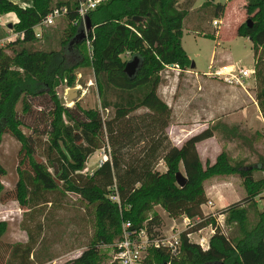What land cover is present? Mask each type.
<instances>
[{"label":"trees","instance_id":"obj_1","mask_svg":"<svg viewBox=\"0 0 264 264\" xmlns=\"http://www.w3.org/2000/svg\"><path fill=\"white\" fill-rule=\"evenodd\" d=\"M193 1L101 0L86 11L90 28L79 38V20L68 26L77 18V0H29L24 5L0 0V14L13 12L16 20L10 27L22 32L21 37L0 46V134L6 132L19 143L13 197L20 206H27L30 201L47 200L40 194L59 190L73 192L92 204L91 242L68 264H99L94 243L112 242L124 220L129 221L130 229L144 225L148 231L154 230L161 224L159 214L152 209L154 204L168 216L185 214L193 221L180 231L177 254L149 248L145 264H264V205L258 208L255 201L264 188V178L252 175L254 169L264 170V155L247 162L231 159L220 150L211 163L202 165L195 147L197 141L217 135L227 141L237 139V145L254 150V131L216 118L176 145L164 130L170 107L156 91L159 70L165 64L175 63L179 69L190 64L180 38L182 21ZM62 5L65 35L58 38V48L46 47L51 30H42L39 39L33 25L52 7ZM242 5L250 25H237L235 32L251 42L256 84L253 98L264 119V0H245ZM223 8L220 1L204 0L197 12L201 19L210 20ZM86 39L90 57L79 48ZM125 50L140 57L132 75L122 69L126 59L120 53ZM85 61L92 68L98 107H83L77 101L66 105L54 88L64 78L69 81L68 71ZM38 95L44 101L34 108L32 99ZM17 101L19 110L15 108ZM140 107L144 111L136 113ZM99 108L107 113L103 116ZM34 116L43 119L38 128L28 120ZM38 133L45 136L39 154L35 149ZM103 134L108 156L90 173L82 172L86 157L103 146ZM138 143L137 151L124 153V148ZM158 159L165 165L162 171L154 167ZM176 170L186 177L181 186L174 179ZM3 173L0 164V176ZM223 173L238 174L244 188L240 199L216 210L223 213L226 233L213 215L200 208L206 200L202 180ZM110 193L118 200L110 199ZM206 224L214 229L208 246L202 249L188 240L185 232ZM3 229L0 220V234Z\"/></svg>","mask_w":264,"mask_h":264},{"label":"rangeland","instance_id":"obj_2","mask_svg":"<svg viewBox=\"0 0 264 264\" xmlns=\"http://www.w3.org/2000/svg\"><path fill=\"white\" fill-rule=\"evenodd\" d=\"M12 1L20 5L22 2L29 3V0ZM202 1L204 0H194L182 21L180 42L190 60L194 62L193 68L200 73L208 68L211 70L216 64L222 62H237L243 66H250L253 59L251 42L247 36L235 32L237 25L246 23V18H250L242 5L245 0H210L224 3L223 11L215 17L219 19L216 26L211 24V19L199 17L197 8ZM0 16L7 22L13 18L11 14H0ZM73 23V21L68 22V26ZM66 26V19L60 15L55 17L52 23L34 24L33 30L40 33L42 30L46 32L51 30V36L45 45L58 48V38L65 35L64 28ZM7 33L12 36L0 41V46H3L12 37L18 36L7 24H0V40ZM36 37L41 39L40 35ZM79 48L90 57L88 39ZM4 50L8 51V48H4ZM226 54H229L230 57H225ZM130 55L131 52L128 50L120 53L122 59H128ZM209 59L213 60V67L207 66ZM184 69L176 68L173 64L163 65L159 70V82L156 87L157 93L170 107V119L164 130L171 143L180 144L184 139L182 138L184 134L197 127L195 123L198 120L210 122L218 117L223 119L222 121L227 120V123H230V120H234V115L240 106L249 99L254 100V90L256 89L254 76L247 77L243 82L245 88H242L237 84L225 83L212 73H197V75L191 76L186 70L189 69V66ZM68 73L69 81L64 78L54 88L60 100L66 105L77 101L83 107H98L99 98L89 61L72 67ZM69 88H73V92H75V94L72 93L70 100L66 99ZM43 99L42 95L33 98V107L42 106ZM218 103L222 105L217 106ZM15 108L20 109L19 101L16 102ZM142 111H144L143 107L135 110L136 113ZM245 111L253 114L251 116L254 122L252 126L243 125V127L250 132L254 131L251 139L254 150L237 145V139L227 141L214 135V138L197 145V153L202 165L205 161L211 163L220 150L225 151L231 159L244 158L247 162H254L258 154L264 155V124L251 102L246 104ZM100 112L103 116L107 113L106 110L101 109ZM28 120L37 128L43 121L38 116L29 117ZM240 125L242 124L240 123ZM22 129L27 130L24 126ZM34 132H31L32 135ZM38 134L35 149L39 154V150L44 145L45 136L42 133ZM103 139V146L96 148L86 157L81 168L82 172L90 173L108 156L109 147L105 142L104 134ZM139 145L140 143L136 144L134 148H124V153L137 151ZM18 146V141L10 134L6 132L0 134V164L4 168V173L0 176V220L4 222V229L0 234V264H68L70 259L77 256L91 242L92 204L86 203L73 192L52 190L40 194L47 200L38 199L30 201L27 206H20L12 192L18 175ZM154 167L162 171L165 165L161 159H158ZM252 175L254 178H264V170L254 169ZM202 187L204 193L208 195L206 200L200 204L202 211L217 212L216 210L240 199L244 194L241 178L236 173L209 175L202 180ZM207 200L211 201L210 205L207 204ZM255 201L258 208L264 205V188L259 195L255 196ZM152 209L159 214L163 227L167 228L171 224H175L176 227L182 226L179 215L168 216L158 204H154ZM219 228L225 233L228 231V226L223 222ZM190 237L194 238L195 233H192ZM94 248L99 264L111 262L113 257L111 242H95Z\"/></svg>","mask_w":264,"mask_h":264},{"label":"built area","instance_id":"obj_3","mask_svg":"<svg viewBox=\"0 0 264 264\" xmlns=\"http://www.w3.org/2000/svg\"><path fill=\"white\" fill-rule=\"evenodd\" d=\"M101 0H79L77 2V18L74 19V23L78 20H82L83 14L86 13L88 9L93 8ZM24 5V4H22ZM65 12V6L52 7L45 16L36 24L52 23L55 17L63 15ZM219 19L212 18L211 24L217 25ZM0 24H7V21L3 20L0 16ZM34 31L35 36H39V31ZM18 37L22 36V32L17 33ZM171 65V64H170ZM176 68H179L177 64H173ZM208 67H213L208 65ZM214 74L218 78H221L225 83L237 84L242 88H245L244 81L247 77L253 76L254 67L249 68L243 66L237 62L230 64L225 67L208 68L203 74ZM109 198L112 200H118L115 193H110ZM207 204L210 205L211 201L207 200ZM210 213L215 218V223L218 226H222V212H215L213 210L203 211V213ZM181 227L174 226L171 224L169 227L165 228L160 224L158 227H154V230L148 231L144 225L137 228H129V221L124 220L120 225V234L118 237L114 238L111 242L112 247V262L113 264H145L143 258L148 254L149 248L160 247L165 248L169 253L175 255L179 249V234L180 231L184 230L193 218H189L185 214H179ZM205 228V231L202 230ZM214 227L211 224H206L200 226L196 229H192L185 232V236L188 240L195 242L200 248L204 249L208 246V239L213 232ZM195 233V237L191 238V234Z\"/></svg>","mask_w":264,"mask_h":264},{"label":"crops","instance_id":"obj_4","mask_svg":"<svg viewBox=\"0 0 264 264\" xmlns=\"http://www.w3.org/2000/svg\"><path fill=\"white\" fill-rule=\"evenodd\" d=\"M22 4H29L28 2H22ZM5 15H12L13 16V18L11 19V20H9V22H7V23H12L13 21H15L16 20V18H15V15H14V13L13 12H11V11H9V12H6V13H4ZM18 32H14V34H17ZM12 35H10V33H7L3 38H1V42L3 41V40H6L7 38H9V37H11ZM13 38V37H12ZM11 38V39H12ZM225 57H230L229 56V54H226V56ZM213 60L212 59H209V61H208V64H207V66L208 65H210L211 64V66H214L213 64ZM232 62H222V63H219V64H216L215 66H214V68H217V67H225V68H227V66H229L230 64H231ZM253 59H252V64L250 65V66H246V67H249V68H252L253 69ZM194 62H193V66L192 67H190L189 66V69H186V70H188V72H189V74H191V76H195V74L197 75V73H198V71H196L194 68ZM185 70V69H184ZM206 71V70H205ZM205 71H202V72H200V73H198V74H203V72H205ZM193 74V75H192ZM248 102H251L254 106H255V108H256V110H257V112H258V115L260 116V118H261V122H262V124H264V119L261 117V115H260V112H259V109H258V106H257V104H256V102L254 101V100H252L251 101V99H249L247 102H245L242 106H240V108L237 110V113L234 115V120H230V123L231 122H235V123H241L242 125L241 126H243V125H245L246 127H250V126H252V123H254L253 122V120H252V118H251V116L253 115L252 113H249V112H246L245 111V106H246V104L248 103ZM219 105H222L221 103H218V105L217 106H219ZM218 118V117H217ZM221 120H223V119H221ZM225 120V119H224ZM212 121H199L198 120V122H196L195 124L197 125V127L195 128V129H193V130H190V131H187L185 134H184V136L182 137V138H186L187 136H189L190 134H192V133H195V132H197L198 130H200V129H202L203 127H205V126H207L208 124H210ZM225 122H228L227 120H225ZM182 124H185V123H182ZM182 124H180V125H182ZM212 138H214V135H212V136H210V137H207V138H204V139H202V140H199V141H197L196 143H195V147H196V150H197V145L200 143V142H204V141H206V140H209V139H212ZM176 145H180L179 143L178 144H176ZM198 151V150H197ZM199 156V155H198ZM200 158V157H199ZM205 196H208L206 193H205Z\"/></svg>","mask_w":264,"mask_h":264},{"label":"water","instance_id":"obj_5","mask_svg":"<svg viewBox=\"0 0 264 264\" xmlns=\"http://www.w3.org/2000/svg\"><path fill=\"white\" fill-rule=\"evenodd\" d=\"M140 18L139 16L133 15L132 18ZM246 23L247 25H250V18H246ZM7 26L10 27V23H7ZM90 28V22L88 19L87 14H83V18L82 20H79V26L77 29V35L79 36V38H82L85 36V31ZM140 64V57L137 54H131L130 57L128 59L125 60L124 65L122 67L123 71L127 74V75H132L136 68L139 66ZM190 67L193 66V62L190 61L189 64ZM67 96L66 99L70 100L72 97V93L75 94V92H73V88H69L67 89ZM174 179L176 184L178 185H183L186 181V177L185 175L180 171V170H176L174 172Z\"/></svg>","mask_w":264,"mask_h":264}]
</instances>
